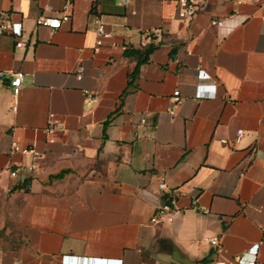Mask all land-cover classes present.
<instances>
[{
    "label": "crops",
    "instance_id": "1",
    "mask_svg": "<svg viewBox=\"0 0 264 264\" xmlns=\"http://www.w3.org/2000/svg\"><path fill=\"white\" fill-rule=\"evenodd\" d=\"M66 1L0 0V264H264V0L189 20L175 0H70L59 29L37 26ZM172 196L181 212L150 223Z\"/></svg>",
    "mask_w": 264,
    "mask_h": 264
},
{
    "label": "built area",
    "instance_id": "2",
    "mask_svg": "<svg viewBox=\"0 0 264 264\" xmlns=\"http://www.w3.org/2000/svg\"><path fill=\"white\" fill-rule=\"evenodd\" d=\"M132 0H119V4L126 5ZM207 0H175L176 3V14L177 17L181 20H189L194 17L198 12L203 9V6ZM71 6L72 3L70 0L66 1L58 12V16L56 17H43L40 16L36 19L37 26H47L53 29H59L65 21L70 19L71 15ZM264 20V16L262 17ZM212 24L214 25H221L220 20H212ZM95 31H96V45L97 47L104 44L106 40L111 38V32L107 29L106 24L100 20V18H95ZM11 29V23L3 18L0 17V31H8ZM17 47L24 46V42L19 40L16 43ZM78 75L77 77L80 78L82 67L78 66ZM22 81V73L17 72L11 75L9 84L12 88V93L14 96L18 95L20 91V85ZM173 101L174 106L180 103L181 99L179 97V91L175 90L173 92ZM93 100H89L88 104H90ZM144 121V119H142ZM59 124L58 120L51 119L47 131L49 134L53 133ZM243 130L238 129L236 132L235 141L239 140L240 136L242 135ZM221 142L226 143V139H221ZM12 152H18L20 154H30L33 157H39L40 153L35 149L33 146H21L16 142L12 143ZM11 177H17L20 171V168L13 167L12 165H7L4 168ZM28 170H33V165L27 166ZM159 189L165 190V183L162 181L159 183ZM181 212V208L178 206L177 198L175 196L169 197L167 201L163 205H159L154 214L150 218V223L157 224L162 223L164 221L171 222L174 218V215L179 214ZM201 240L205 243L211 245L216 251L220 250V242L217 236L207 237L203 236Z\"/></svg>",
    "mask_w": 264,
    "mask_h": 264
},
{
    "label": "trees",
    "instance_id": "3",
    "mask_svg": "<svg viewBox=\"0 0 264 264\" xmlns=\"http://www.w3.org/2000/svg\"><path fill=\"white\" fill-rule=\"evenodd\" d=\"M154 48H155L154 44H147L143 48L134 49V50L131 49L126 52L127 54H133L137 56V65L134 71L130 74V78H131L130 82H132L136 78L139 72V66L148 60V56ZM26 183H27V179H25L21 184H17L15 187H24L26 189Z\"/></svg>",
    "mask_w": 264,
    "mask_h": 264
},
{
    "label": "water",
    "instance_id": "4",
    "mask_svg": "<svg viewBox=\"0 0 264 264\" xmlns=\"http://www.w3.org/2000/svg\"><path fill=\"white\" fill-rule=\"evenodd\" d=\"M166 197V195L164 196V198ZM165 203V200L163 199L162 200V202H161V204L163 205Z\"/></svg>",
    "mask_w": 264,
    "mask_h": 264
}]
</instances>
